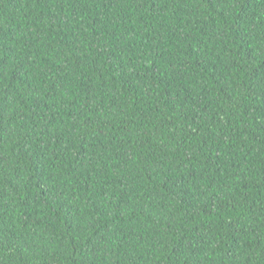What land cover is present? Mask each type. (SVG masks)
<instances>
[{
    "label": "trees",
    "instance_id": "obj_1",
    "mask_svg": "<svg viewBox=\"0 0 264 264\" xmlns=\"http://www.w3.org/2000/svg\"><path fill=\"white\" fill-rule=\"evenodd\" d=\"M0 264H264V0H0Z\"/></svg>",
    "mask_w": 264,
    "mask_h": 264
}]
</instances>
